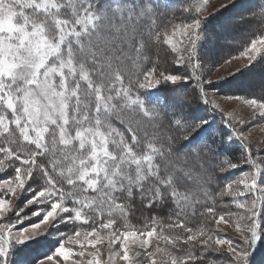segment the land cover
Wrapping results in <instances>:
<instances>
[{
	"label": "snow or ice",
	"instance_id": "1",
	"mask_svg": "<svg viewBox=\"0 0 264 264\" xmlns=\"http://www.w3.org/2000/svg\"><path fill=\"white\" fill-rule=\"evenodd\" d=\"M235 3L0 0V264H253L264 140L251 133L264 131V86H209L264 60V0L231 20L257 27L219 66L241 62L234 71L213 80L199 54L209 17ZM154 89L162 96L142 98ZM193 101L227 134L198 140L210 122L186 110ZM42 236L51 250L24 258Z\"/></svg>",
	"mask_w": 264,
	"mask_h": 264
},
{
	"label": "rangeland",
	"instance_id": "2",
	"mask_svg": "<svg viewBox=\"0 0 264 264\" xmlns=\"http://www.w3.org/2000/svg\"><path fill=\"white\" fill-rule=\"evenodd\" d=\"M238 0H236L237 2ZM214 3H218L219 0H213ZM168 3L174 7L175 6V0H168ZM232 6V5H230ZM242 6V5H241ZM240 6V7H241ZM241 8H245V7H241ZM241 8H237L238 10H240ZM223 11V10H222ZM221 11V12H222ZM219 13V12H218ZM213 17V16H212ZM211 18V17H209ZM215 26V25H214ZM213 26V27H214ZM216 27V26H215ZM225 28L219 29V31L216 33V35H213L210 37V39H208L207 43L204 44L203 46V50L204 53L206 55L209 54V57L206 59V63L207 66L209 67V69L212 70V79L215 80L219 75L226 74L229 68H232V70H235V66L241 62L238 61H233V64L231 66L225 65L224 67H219L221 63H223V59L224 57H221L223 55V53L226 50V44L229 42V40L226 38L227 35H229V39H233V41H239L241 38V36H243L245 34V32L247 31V29L244 31H240V33L238 32L237 35H233L234 32H232V30H234L233 28L224 30ZM210 32V30L208 31V33ZM219 41L221 44L219 46H217L216 48H214V43L216 41ZM229 44V43H228ZM215 51V54L212 52ZM212 52V53H211ZM211 53V54H210ZM248 69V68H247ZM246 70V69H244ZM244 70H242L241 72H243ZM240 72L236 73L235 75L239 74ZM234 75V76H235ZM255 75V74H254ZM233 76L227 77L224 80H221L211 86H209L211 89L215 90L217 92V94L219 95H225L222 94V91H224L223 89H220L218 86L222 85L223 83H225L226 81H229V84H227L226 89L225 90H240V89H244L248 86H251V88H253L255 90V92H257L259 94V90L262 86H264V75H257V76H246V77H238L234 80H232ZM221 83V84H219ZM211 95V93L209 94ZM151 99L156 100L157 97L156 95H152L150 96ZM220 103H222V105L225 107L226 110H232V108L234 107L236 109V111L238 112L239 116L241 118H244L247 116V110L246 109H242L240 106V102L239 101H228V100H220L218 101ZM218 118L215 117V115H211L208 112H203V118L207 119L210 123L209 125H206L203 129H201V131L199 132L198 135V140L199 139H203V138H208L211 139L212 137H217L219 138L222 135L227 134L228 129H226L220 122V116L219 114H217ZM251 137L253 140H257V139H261L264 140V131L261 130L260 127H255L252 130L251 133ZM264 146V145H262ZM217 147L219 150H239L240 149V145L238 143H233L231 145H221L219 143H217ZM29 211H31V209H29ZM39 219V218H37ZM229 234H231L229 232ZM49 240L47 237H40L37 241H29L27 242L26 245H23V256L24 258L29 257L28 255L30 254V249L31 248H36V247H41L42 246V242L41 241H47ZM47 245V243H46ZM264 246V244H262ZM51 242H50V250H51ZM19 249H17V252L13 254L12 256V260L14 262L20 260V255H19ZM38 253V252H37ZM48 253V252H47ZM46 252L44 254H42L39 257H42L43 255H45ZM32 259V258H31ZM260 264V263H259Z\"/></svg>",
	"mask_w": 264,
	"mask_h": 264
},
{
	"label": "trees",
	"instance_id": "3",
	"mask_svg": "<svg viewBox=\"0 0 264 264\" xmlns=\"http://www.w3.org/2000/svg\"><path fill=\"white\" fill-rule=\"evenodd\" d=\"M183 2H184V0H178L175 8H179V7L183 6ZM257 2H258V0H238L234 5L229 6L227 9L223 10L222 12H219L215 16L209 18L207 25H206L207 33L210 30V32L208 33L209 39L211 36L216 35V33L219 31V29L225 28L224 30H227V29L231 30L232 28L230 27V23H231L232 18L240 12L247 11V9L252 7ZM240 6L245 7V8H241ZM237 8H241V9L238 10ZM246 29H247V31L245 32V34L243 36H241V38H239L240 39L239 41L243 42V41H246L252 35L253 32L257 31L256 26H254V25L250 26V25L245 24V25L241 26L239 29L232 30V32H234L233 35H237L238 32L240 33V31H243V30L245 31ZM229 37L230 36L227 35L226 38L229 40V42H228L229 44L227 43L225 45L226 50L223 53V55L221 56L224 58H226L231 52L234 51L233 49L237 47V45L232 42L233 39H229ZM207 41L208 40L203 42L201 48L199 49V54L205 61L209 57V54L206 55L204 53V50H203V46H204V44L207 43ZM220 44L221 43L217 40L213 46H214V48H216ZM212 52L215 54V51H212ZM248 75L249 76L264 75V60L258 61L253 66H251L250 68L244 70L243 72H240L239 74L233 76L231 79L234 80L238 77L241 78V77H246ZM229 81L230 80H228L225 83H223L222 85L218 86L220 89L224 88L223 89L224 91H222V94H225V95H241V96L259 95L257 92H255V90L253 88H251V86H248V87H246L244 89H240V90H225L227 84H229ZM219 84H221V83H219ZM182 87L185 89H188L189 97H192L194 95L193 89L191 88L190 85H184ZM154 94L156 95L157 98L162 96V93L160 90L154 89V90H148V91L144 92L142 94V98L145 99L147 102L151 103L152 101H155V100L151 99V97H150ZM186 110L191 111L195 116L200 117V118H203V112H206L203 110V104L199 103L198 101H193L190 108H188ZM198 135H199V133H198ZM197 139H198V136H197ZM220 151L224 152L225 150H220ZM230 152L236 156L240 155L239 150H232ZM233 175H235V174H233ZM41 242H42L41 247L38 246L36 248L30 249L31 255H28L29 257H26V259L31 260V258L39 257L42 254H44L45 252L47 253L50 251V240L41 241ZM46 243H47V245H46ZM259 263L264 264V246L263 245H259L256 252H255L253 264H259Z\"/></svg>",
	"mask_w": 264,
	"mask_h": 264
}]
</instances>
